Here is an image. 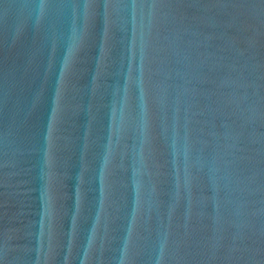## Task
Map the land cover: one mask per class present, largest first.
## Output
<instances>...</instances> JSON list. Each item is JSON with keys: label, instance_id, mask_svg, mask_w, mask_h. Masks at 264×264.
<instances>
[{"label": "water", "instance_id": "water-1", "mask_svg": "<svg viewBox=\"0 0 264 264\" xmlns=\"http://www.w3.org/2000/svg\"><path fill=\"white\" fill-rule=\"evenodd\" d=\"M0 264H264V0H0Z\"/></svg>", "mask_w": 264, "mask_h": 264}]
</instances>
